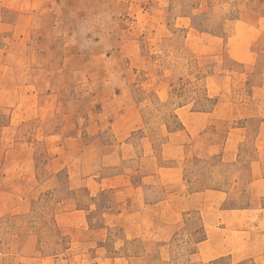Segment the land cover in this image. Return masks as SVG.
<instances>
[{"label": "rangeland", "instance_id": "obj_1", "mask_svg": "<svg viewBox=\"0 0 264 264\" xmlns=\"http://www.w3.org/2000/svg\"><path fill=\"white\" fill-rule=\"evenodd\" d=\"M0 264H264V0H0Z\"/></svg>", "mask_w": 264, "mask_h": 264}, {"label": "crops", "instance_id": "obj_2", "mask_svg": "<svg viewBox=\"0 0 264 264\" xmlns=\"http://www.w3.org/2000/svg\"><path fill=\"white\" fill-rule=\"evenodd\" d=\"M156 170L158 173H160V177L162 180H165L166 178L171 180L172 176H176L177 178H179L181 176L180 168L177 166H159L156 168ZM258 185H259L258 179L253 178L252 180H250V182H249L250 187L248 190L250 199L254 195V193H256V191L258 189ZM234 188H236V186L233 185L229 191H223L220 189H206L205 191H202V192L189 193L188 196H186V195L185 196H178V198L183 197V199L185 200L183 205L188 207V206H192V204H194L196 202V200L199 198L207 199V200L208 199L209 200L210 199L211 200L212 199L219 200L221 197L227 198V199L232 198V196H233L232 193H233ZM262 194H263V192L262 193L260 192V195H262ZM178 201H180V200H178ZM181 201H183V200H181ZM165 202H166V205H168V207L170 208L167 210L168 214L171 211H175L176 209H179V206H176V203H175L173 197L170 198V202L168 201V199H165L163 201H158L151 206L152 207H155V206L156 207H163V203H165ZM245 210H247V209H245ZM230 211L233 212V211H235V209L224 210L223 214H222L223 221L225 223H227L228 227L233 225V223L236 221L235 219H237L233 214L230 213ZM241 211H244V210H241ZM210 221L212 223H215V220H210ZM219 229L220 230H227L228 228L224 226V227H220ZM229 230H231V229H229ZM203 231H204L203 232V238L204 239L199 241V249L208 247L212 243V240H213V236L209 232H206L205 229Z\"/></svg>", "mask_w": 264, "mask_h": 264}]
</instances>
